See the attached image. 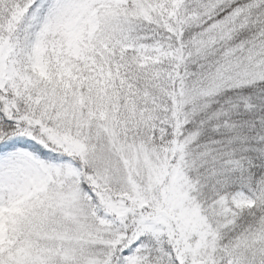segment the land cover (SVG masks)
Returning a JSON list of instances; mask_svg holds the SVG:
<instances>
[{"label":"snow or ice","instance_id":"snow-or-ice-1","mask_svg":"<svg viewBox=\"0 0 264 264\" xmlns=\"http://www.w3.org/2000/svg\"><path fill=\"white\" fill-rule=\"evenodd\" d=\"M0 264H264V0H0Z\"/></svg>","mask_w":264,"mask_h":264}]
</instances>
